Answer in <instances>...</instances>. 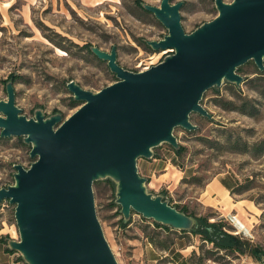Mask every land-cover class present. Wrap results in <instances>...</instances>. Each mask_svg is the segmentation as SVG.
I'll list each match as a JSON object with an SVG mask.
<instances>
[{"label": "rangeland", "instance_id": "rangeland-1", "mask_svg": "<svg viewBox=\"0 0 264 264\" xmlns=\"http://www.w3.org/2000/svg\"><path fill=\"white\" fill-rule=\"evenodd\" d=\"M139 1L158 7L161 0ZM173 2L183 3L179 13L186 33L217 15L214 0ZM166 35L136 0H0V100L13 77L15 104L23 115L30 118L40 109L45 116L67 118L78 107L66 88L69 81L89 91L116 81L87 46L105 52L114 46L118 65L139 71L169 53L153 51L144 42ZM239 68L244 78L239 87L224 82L203 94L200 104L212 119L192 113L195 130H173L180 154L163 143L153 149V158L137 160V167L147 190L178 210L209 223L220 221L223 231L238 239L229 220L231 215L242 220L243 253L219 251L198 235L156 228L135 212L124 225L114 184L98 180L92 186L95 212L118 264H264V75L252 61ZM29 151L21 137L0 138V188L13 184L14 164H31ZM218 181L234 189L224 205L218 203L223 195L212 190ZM18 239L14 206L3 201L0 264L9 262L7 241ZM13 262L25 264L19 255Z\"/></svg>", "mask_w": 264, "mask_h": 264}, {"label": "water", "instance_id": "water-1", "mask_svg": "<svg viewBox=\"0 0 264 264\" xmlns=\"http://www.w3.org/2000/svg\"><path fill=\"white\" fill-rule=\"evenodd\" d=\"M182 5L141 4L167 30L162 39L144 43L169 51L145 70L118 65L114 46L110 52L89 47L116 81L98 91L69 81L78 107L67 118L40 109L26 117L15 104L12 81L6 82L0 138L21 137L33 159L28 167L14 164L13 184L0 188V204L14 206L19 236L7 246L25 264H118L95 212L92 186L98 180L114 184L124 223L135 212L175 231L195 228L194 217L147 190L137 160L153 158L163 143L178 150L173 130H195L192 113L212 119L200 104L203 94L224 82L239 87V67L252 61L264 72V0H214L217 15L190 33L180 23Z\"/></svg>", "mask_w": 264, "mask_h": 264}, {"label": "trees", "instance_id": "trees-1", "mask_svg": "<svg viewBox=\"0 0 264 264\" xmlns=\"http://www.w3.org/2000/svg\"><path fill=\"white\" fill-rule=\"evenodd\" d=\"M136 3L139 5V7H141L142 3L139 0H136ZM54 45L57 46L58 48L63 49L61 47V45H59L57 43ZM86 49L90 52L89 46H87ZM239 70H240V68L237 69V72ZM258 73L260 75H264V72L258 71ZM11 79L14 80L13 77H11ZM211 89L213 90V88H211ZM72 101H73V99H72ZM182 150H183L182 147H180L178 150H175V152L177 154H180ZM233 190L234 189H231V191H233ZM174 207L177 209L176 206H174ZM179 211L187 214V212H185V210H183V209L179 210ZM188 215H190V214H188ZM190 216H192V215H190ZM192 217H194L197 221L195 228H193L192 230H190L188 232L187 231H178V232L191 233L194 235H198L202 238L203 241L212 244L214 246V248L219 250V251H225V252H233L234 251V252H238V253H243L244 250L242 247H243L244 243L241 242V240H243V239H241L240 237L238 239L234 235H231V234L223 231L222 227H224V225L220 221L209 223L208 219L206 217H200V218H197L195 216H192ZM122 221H123V219H121V222ZM127 223H124V225H126ZM153 224L156 228H161L165 231L172 230L170 227L163 226V225L157 224L155 222H153ZM173 231H175V230H173ZM6 252H9L11 254L14 253V252L10 251L9 249H6Z\"/></svg>", "mask_w": 264, "mask_h": 264}, {"label": "crops", "instance_id": "crops-1", "mask_svg": "<svg viewBox=\"0 0 264 264\" xmlns=\"http://www.w3.org/2000/svg\"><path fill=\"white\" fill-rule=\"evenodd\" d=\"M232 187H230V185H227L225 182L223 181H218L213 187H212V190H215L217 192H220L222 195H223V198L218 201V203L224 205V203L226 204L229 200H230V196L228 194V191L231 190ZM213 194H216V193H212ZM216 198V197H215ZM226 214V213H225ZM223 214V215H225ZM228 215V213H227ZM225 215V217L227 216ZM232 216V215H231ZM245 224V223H244Z\"/></svg>", "mask_w": 264, "mask_h": 264}, {"label": "built area", "instance_id": "built-area-1", "mask_svg": "<svg viewBox=\"0 0 264 264\" xmlns=\"http://www.w3.org/2000/svg\"><path fill=\"white\" fill-rule=\"evenodd\" d=\"M147 69V68H146ZM143 70V69H142ZM145 70V69H144ZM139 71H141V70H139ZM234 217V216H233ZM232 218V217H231ZM230 218V223H231V225L236 229V230H238L237 232V234H238V236L240 237V238H242L241 236H243L244 238H247V236L245 235V233H244V231H242L241 229H238L237 228V226L234 224V222L232 221V219ZM18 254L17 253H12V254H10V256H9V262H8V264H17V263H14L13 262V258H14V256H17Z\"/></svg>", "mask_w": 264, "mask_h": 264}, {"label": "bare ground", "instance_id": "bare-ground-1", "mask_svg": "<svg viewBox=\"0 0 264 264\" xmlns=\"http://www.w3.org/2000/svg\"><path fill=\"white\" fill-rule=\"evenodd\" d=\"M231 217H232V221L238 227V229L245 231L246 225L244 224V222H242V220H240L237 216L233 217V215H232Z\"/></svg>", "mask_w": 264, "mask_h": 264}]
</instances>
